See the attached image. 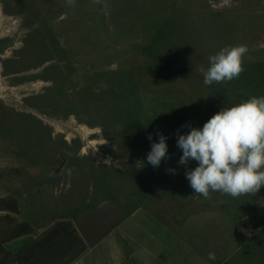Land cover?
Returning a JSON list of instances; mask_svg holds the SVG:
<instances>
[{
    "label": "rangeland",
    "instance_id": "obj_1",
    "mask_svg": "<svg viewBox=\"0 0 264 264\" xmlns=\"http://www.w3.org/2000/svg\"><path fill=\"white\" fill-rule=\"evenodd\" d=\"M236 44L248 46L245 71L205 85L199 67ZM0 94L2 189L24 192L32 184L25 166H46L56 155L55 171L67 158L70 166L120 165L128 175L115 169L106 182L95 179L133 187L138 167L154 168L147 154L157 133L168 148L158 173L180 166L183 125L202 128L222 108L264 95V0H0ZM211 99L216 110L206 115ZM73 176L79 189L94 180ZM180 178L189 184L185 172ZM223 202L219 222L246 241L234 264H264V187ZM253 212L261 215L249 218ZM199 224L211 230L213 216ZM231 239L225 234V246Z\"/></svg>",
    "mask_w": 264,
    "mask_h": 264
},
{
    "label": "crops",
    "instance_id": "obj_2",
    "mask_svg": "<svg viewBox=\"0 0 264 264\" xmlns=\"http://www.w3.org/2000/svg\"><path fill=\"white\" fill-rule=\"evenodd\" d=\"M55 162L25 166L32 184L24 192L0 187V264H234L246 246L239 230L226 232L219 222L224 195L213 192L205 199L180 178L195 167L168 165L158 173L153 168L151 175L138 167V180L130 187L105 183L112 170L129 174L120 165L70 166L67 158L55 171ZM75 171L94 180L79 189ZM98 175L104 183L97 182ZM52 187L55 198L45 195ZM47 206L50 214L43 212ZM210 216L214 228H202L200 221ZM225 234L232 237L231 246H225Z\"/></svg>",
    "mask_w": 264,
    "mask_h": 264
},
{
    "label": "clouds",
    "instance_id": "obj_3",
    "mask_svg": "<svg viewBox=\"0 0 264 264\" xmlns=\"http://www.w3.org/2000/svg\"><path fill=\"white\" fill-rule=\"evenodd\" d=\"M74 5L75 0H67ZM246 44L222 47L209 56V66H200L203 83L212 85L238 79L245 71L248 56ZM189 131L177 134V147L182 151L178 163L185 166L196 161L185 176L193 191L210 199L213 192L238 198L255 196L264 187V95L224 107L212 115L202 128L183 125ZM159 140L151 144L147 162L154 168L167 157V138L157 133ZM149 140L152 135L149 134ZM175 174V169H169ZM209 260L215 259L209 253Z\"/></svg>",
    "mask_w": 264,
    "mask_h": 264
},
{
    "label": "trees",
    "instance_id": "obj_4",
    "mask_svg": "<svg viewBox=\"0 0 264 264\" xmlns=\"http://www.w3.org/2000/svg\"><path fill=\"white\" fill-rule=\"evenodd\" d=\"M215 100H210L209 102H208V104H207V106H206V108H205V114L207 115V112H215V110H216V106L214 107V105H215ZM209 119V118H208Z\"/></svg>",
    "mask_w": 264,
    "mask_h": 264
},
{
    "label": "bare ground",
    "instance_id": "obj_5",
    "mask_svg": "<svg viewBox=\"0 0 264 264\" xmlns=\"http://www.w3.org/2000/svg\"><path fill=\"white\" fill-rule=\"evenodd\" d=\"M32 87H35L34 85H32ZM0 97H3V96H1V94H0ZM4 99V98H3ZM85 128V127H84ZM87 131V134H91L92 132H90V130H86Z\"/></svg>",
    "mask_w": 264,
    "mask_h": 264
}]
</instances>
